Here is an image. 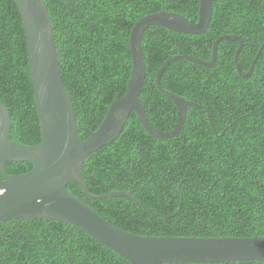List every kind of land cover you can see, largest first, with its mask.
I'll return each instance as SVG.
<instances>
[{"label": "trees", "instance_id": "obj_1", "mask_svg": "<svg viewBox=\"0 0 264 264\" xmlns=\"http://www.w3.org/2000/svg\"><path fill=\"white\" fill-rule=\"evenodd\" d=\"M51 17L63 82L74 104L81 139L95 131L109 106L127 88L132 70L130 34L143 16L161 10L196 23L200 0H45ZM217 59L205 66L173 61L161 76L170 92L205 106L189 105L181 131L153 137L135 111L121 132L83 165L95 194L77 181L68 189L104 218L143 236L251 237L264 235V0H216L206 31L185 34L149 25L141 39L146 78L141 91L150 124L169 132L178 122L174 100L156 86L159 68L186 54ZM0 101L11 116L10 139L32 145L42 139L30 79L26 35L14 0H0ZM8 162L9 174L32 168ZM1 177V176H0ZM181 209L179 210V205ZM0 264H132L80 228L45 218L0 223ZM162 264H264V261Z\"/></svg>", "mask_w": 264, "mask_h": 264}, {"label": "water", "instance_id": "obj_2", "mask_svg": "<svg viewBox=\"0 0 264 264\" xmlns=\"http://www.w3.org/2000/svg\"><path fill=\"white\" fill-rule=\"evenodd\" d=\"M22 17L29 57L30 79L39 116L42 139L37 144H24L10 139L11 116L0 101V223L18 218H45L72 224L96 240L126 257L132 264L162 263H217L231 261H264V235L251 237L220 236H143L124 230L94 210L83 199L68 189L77 181L92 198L128 196L141 205L130 191L92 193L82 169L85 159L103 145L112 141L123 129L132 111L142 126L157 139L172 138L183 128L189 105L205 106L168 91L161 85L163 71L177 59H187L212 66L217 59L219 42L238 35H223L213 43L212 58L202 60L191 55H175L159 68L155 77L157 88L174 100L179 109L178 122L169 132L156 130L149 122L142 87L146 65L141 50L145 29L152 24L185 33L199 34L208 28L212 4L216 0H200L199 19L196 23L184 15L161 10L140 18L130 34L132 70L125 93L108 108L99 127L84 139L80 138L77 116L70 93L61 75L53 25L45 0H14ZM259 56V55H258ZM255 58L247 76L254 70ZM8 162H30L32 168L20 174L6 171ZM181 204L180 208L181 209Z\"/></svg>", "mask_w": 264, "mask_h": 264}, {"label": "clouds", "instance_id": "obj_3", "mask_svg": "<svg viewBox=\"0 0 264 264\" xmlns=\"http://www.w3.org/2000/svg\"><path fill=\"white\" fill-rule=\"evenodd\" d=\"M208 27H209V26H208ZM173 31H174V30H173ZM240 37H241V36H240ZM239 42H240V41H239ZM242 46H243V45H242ZM263 47H264V46H262V47L260 48V51L258 52V54L256 55V57L259 55V53L261 52V50H263ZM256 57H255V58H256ZM258 57H259V56H258ZM254 60H255V59H254ZM257 60H258V59H257ZM257 60H256V61H257ZM253 62H254V61H253ZM255 63H256V62H255ZM254 66H255V64H254ZM67 90H68V89H67ZM68 92H69V91H68ZM71 98H72V97H71ZM184 98H185V97H184ZM186 99H187V98H186ZM72 102H73V101H72ZM35 105H36V104H35ZM73 105H74V104H73ZM177 107H178V106H177ZM74 109H75V108H74ZM178 110H179V109H178ZM75 113H76V112H75ZM146 113H147V112H146ZM148 120H149V119H148ZM77 124H78V122H77ZM78 130H79V128H78ZM90 133H91V132H90ZM90 133H89V135H90ZM79 134H80V133H79ZM89 135H88V136H89ZM88 136H87V137H88ZM80 138H81V137H80ZM85 138H86V137H85ZM82 173H83V169H82ZM132 195H133V194H132ZM116 226H117V225H116ZM122 229H123V228H122ZM131 233H132V232H131ZM134 234H135V233H134Z\"/></svg>", "mask_w": 264, "mask_h": 264}, {"label": "flooded vegetation", "instance_id": "obj_4", "mask_svg": "<svg viewBox=\"0 0 264 264\" xmlns=\"http://www.w3.org/2000/svg\"><path fill=\"white\" fill-rule=\"evenodd\" d=\"M262 46H264V45H262ZM262 46H261V47H262ZM178 55H182V54H178ZM259 56H260V53H259ZM258 58H259V57H258ZM234 61H235V59H234ZM179 208H180V205H179Z\"/></svg>", "mask_w": 264, "mask_h": 264}]
</instances>
